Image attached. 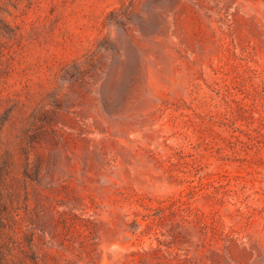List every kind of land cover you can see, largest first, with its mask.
Listing matches in <instances>:
<instances>
[{"label": "rangeland", "instance_id": "374dc122", "mask_svg": "<svg viewBox=\"0 0 264 264\" xmlns=\"http://www.w3.org/2000/svg\"><path fill=\"white\" fill-rule=\"evenodd\" d=\"M0 207L10 264H264V0H0Z\"/></svg>", "mask_w": 264, "mask_h": 264}, {"label": "trees", "instance_id": "16d2710c", "mask_svg": "<svg viewBox=\"0 0 264 264\" xmlns=\"http://www.w3.org/2000/svg\"><path fill=\"white\" fill-rule=\"evenodd\" d=\"M2 207V206H1ZM0 207V209H1ZM5 225L2 219V213L0 210V264H10L5 257L4 251L2 249L6 242L11 239L9 232L5 231Z\"/></svg>", "mask_w": 264, "mask_h": 264}]
</instances>
